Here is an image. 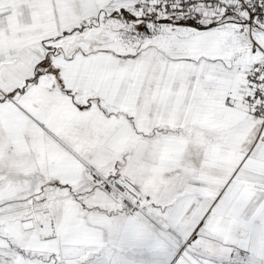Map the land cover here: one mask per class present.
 <instances>
[{"label": "snow or ice", "instance_id": "6c2138e0", "mask_svg": "<svg viewBox=\"0 0 264 264\" xmlns=\"http://www.w3.org/2000/svg\"><path fill=\"white\" fill-rule=\"evenodd\" d=\"M0 264H264V0H0Z\"/></svg>", "mask_w": 264, "mask_h": 264}]
</instances>
